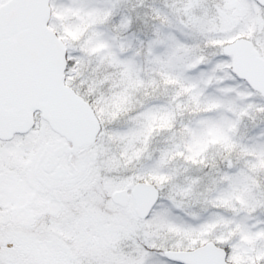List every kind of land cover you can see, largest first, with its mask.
I'll use <instances>...</instances> for the list:
<instances>
[{"label":"snow or ice","instance_id":"obj_1","mask_svg":"<svg viewBox=\"0 0 264 264\" xmlns=\"http://www.w3.org/2000/svg\"><path fill=\"white\" fill-rule=\"evenodd\" d=\"M0 264H264V0H0Z\"/></svg>","mask_w":264,"mask_h":264}]
</instances>
